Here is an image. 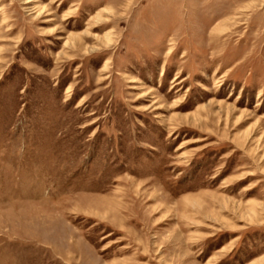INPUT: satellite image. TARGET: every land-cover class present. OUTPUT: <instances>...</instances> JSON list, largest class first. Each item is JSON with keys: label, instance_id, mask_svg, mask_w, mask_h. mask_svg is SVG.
I'll return each instance as SVG.
<instances>
[{"label": "rangeland", "instance_id": "obj_1", "mask_svg": "<svg viewBox=\"0 0 264 264\" xmlns=\"http://www.w3.org/2000/svg\"><path fill=\"white\" fill-rule=\"evenodd\" d=\"M0 264H264V0H0Z\"/></svg>", "mask_w": 264, "mask_h": 264}, {"label": "bare ground", "instance_id": "obj_2", "mask_svg": "<svg viewBox=\"0 0 264 264\" xmlns=\"http://www.w3.org/2000/svg\"><path fill=\"white\" fill-rule=\"evenodd\" d=\"M104 211V210H103Z\"/></svg>", "mask_w": 264, "mask_h": 264}]
</instances>
